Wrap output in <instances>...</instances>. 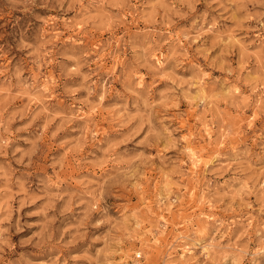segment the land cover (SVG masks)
Listing matches in <instances>:
<instances>
[{"label": "clouds", "instance_id": "clouds-1", "mask_svg": "<svg viewBox=\"0 0 264 264\" xmlns=\"http://www.w3.org/2000/svg\"><path fill=\"white\" fill-rule=\"evenodd\" d=\"M204 2L207 8L198 12L201 0H0V13H19L13 16L14 32L8 47L21 54L11 72H0L4 78L0 80V95L4 97L0 103L9 97H27L39 106L36 115L16 129L17 133H29L28 136L13 137L9 125L16 114L5 119L0 111V156H7L11 149V160L0 163V253L5 248L16 249L13 235L18 237L21 248L30 245L31 249L46 248L49 252L67 249L87 236L88 248L98 245L94 255L84 253L83 259L89 264H122L116 257L126 240L136 238L134 234L141 224L138 209L132 210L121 197L142 194L147 172L156 167L157 161L163 166L157 170L168 180L164 187L171 194L174 173L165 172V168L173 161L166 154L175 150L190 155L193 150L184 137L175 135L179 130L166 123L176 118L166 109L179 110L182 103H187L207 116L223 102L242 113L252 94L258 93L264 100V0ZM69 13H73L71 18ZM128 16H133V22L143 21L152 27L143 36L125 40L121 35L118 39L116 34L129 23ZM57 21L73 32L79 30L80 35L108 33L101 50L113 57L122 47L130 50L133 61L124 65L120 73L124 92L115 93L109 109L112 122L119 128L131 125L123 139L103 144L95 135L94 124L89 129L92 121L85 116L86 110L94 112L109 98L110 81L115 77L113 68L107 69V79L94 80L101 67L91 58V50L57 48L55 36L41 27H58ZM227 21L232 22L231 27ZM249 32L256 33L257 39L249 41ZM165 43L167 51L161 53ZM252 44H258V49L251 50ZM3 48L0 45V55L4 54ZM253 58L259 62L256 74L248 69ZM25 60L37 70L55 62L63 81L79 78L78 84H64L66 96L78 107L69 115L56 113L62 116V122L51 132L52 118L37 132H30L37 116L49 111L44 101L50 95L46 85L51 81L43 72L26 75ZM141 68L147 69L154 83L165 81L164 90L153 93L151 85L142 83ZM78 93L85 95L78 97ZM27 115L24 109L19 118ZM213 119L207 123L212 124ZM76 120L85 121L83 127H72L68 138L57 140ZM214 126L217 146L226 144L228 151H215L203 161L206 179L201 202L214 209L224 205L225 212L240 208L251 211L233 219L213 213L204 219L198 217L197 224L188 225L181 243L186 253L199 250V254L189 255L182 264H264V160L254 156L243 141L232 143V137L241 133L231 123ZM17 140H23L25 146ZM46 142L60 147L70 144L76 165L96 169L97 173L62 179L60 173L67 169L66 153L50 158L47 168L52 169V174L34 173ZM91 142H95V150L81 155L85 144ZM13 161L20 167L14 169ZM257 193L258 207L253 208L248 198ZM13 203L18 205L17 213L32 205L36 209L17 215L13 223ZM69 213L73 214L74 223L62 220L57 224ZM34 216L40 219H27ZM19 255L23 264H70L81 259L78 255L64 259L56 255L48 260H34L35 253L27 249Z\"/></svg>", "mask_w": 264, "mask_h": 264}, {"label": "rangeland", "instance_id": "rangeland-1", "mask_svg": "<svg viewBox=\"0 0 264 264\" xmlns=\"http://www.w3.org/2000/svg\"><path fill=\"white\" fill-rule=\"evenodd\" d=\"M134 2L142 3L143 0H134ZM215 8V5H213ZM207 8V4L204 0L197 6V11H203ZM19 15V13H0V45H3V53L0 55V72L7 70L11 72L17 61L20 60L21 54L16 53L15 49H9V45L12 42V28L13 16ZM54 15V13H52ZM73 13H69V17ZM160 15H157V21L160 20ZM128 21L118 32L117 38L121 35L127 40L130 36L140 35L143 36L145 31L152 27V25L145 24L143 21L133 22V16H128ZM181 23H184L181 21ZM231 27L232 22L227 21ZM58 27L54 25H41L46 33L55 36V44L57 48L62 47H78L85 50H91L92 59L100 62L101 71L93 76L94 80L107 79L105 75L108 68H113L115 77L110 81L112 92L109 94V98L104 102V105L98 107L94 112L90 109L85 111L87 119L92 121L89 125V129L94 124L95 135L99 140L106 145L111 140L123 139L127 134L128 128H119L114 124L110 117V105L116 92H124V85L122 83L123 77L120 75L124 65H128L133 61L130 50L127 47H122L116 57H113L107 50L102 51L105 41L107 40L108 33L100 32H88L84 35H80L79 30L76 32L66 29L62 23L56 22ZM159 27V24L156 25ZM54 29V31H52ZM171 30V29H170ZM241 35H244L241 32ZM247 39L249 41L256 40L257 34L249 32ZM73 42H76L73 45ZM116 47V45H114ZM258 44H252L251 50L258 49ZM168 45L165 43L161 48V53L167 51ZM99 53V56H97ZM215 54V53H213ZM235 60V55L233 57ZM264 59V57H261ZM26 65V75L31 73L43 72L45 78H50L51 83L46 86L49 89L50 95L47 96L44 103L48 105V113L37 116L36 120L32 124L30 129L31 133H35L38 129L47 121L48 118H52V124L49 126V132L55 130L56 127L62 122V116L56 115V113H62L63 115H69L73 113V110L78 106L75 101L68 98L64 92V84L68 83L75 85L79 83V78L75 81H63L60 78L58 66L55 62L46 65L43 68L35 69L27 60L24 61ZM96 65L94 64L93 67ZM259 68V62L253 58V61L248 64V69L252 70L253 74H256ZM187 75V73H183ZM220 75L219 73H214ZM244 75H247V70ZM139 78L142 83L152 86L153 93H157L165 88V81L153 82V77L148 74L147 69L141 68L139 70ZM3 76H0V80H3ZM79 96L85 95V93H78ZM245 95H249L248 92ZM0 100H4V97L0 95ZM264 100L259 94H252L248 106L241 113L235 108L228 107L225 103L218 104L217 109L205 116L201 109L190 108L187 103H182L179 110L168 108L167 112L175 116V120L169 119L166 123H171L173 127L179 131L175 135H179L185 138V142L192 146V153L190 155H181L175 150H169L166 154L171 157L173 164L168 168H165V172L173 171L171 181L173 187L171 188V194L164 187L168 183V180L164 178L160 171L157 169L163 167L159 161L156 162V167L149 169L144 181V187L142 194L133 195L129 197H121V200L130 206L132 210L138 209V220L141 224V228L135 232L134 239H128L122 245L121 253L116 257L122 264H182V261L187 259L189 255L199 254V250L195 254L186 253L184 251V245L181 243L183 236L189 224H197V218L204 219L209 213H213L224 219H233L237 216H243L251 210L240 208L238 211L225 212L224 205H219L217 208H212L201 202V189L204 186L206 177L203 171V161L207 159L215 151L226 152L228 151L227 145L223 144L217 146V127L214 125L223 126L225 121L231 123L240 133L239 136L232 137V143L235 144L239 141H243L248 146L254 156L259 157L260 160H264ZM27 109L28 115L24 119L19 118V114L22 110ZM0 111H3L4 118L9 119L16 114V118L11 120L9 125V131L13 137L16 136H28L27 132L17 133L16 129L21 125L28 123L33 116L39 111V106L33 103L29 98H13L9 97L4 103H0ZM179 113V114H177ZM215 117V119H213ZM213 119L212 124H208L207 121ZM85 121L76 120L69 124L66 130L60 133V137L68 138L69 132L72 127H83ZM159 130V129H158ZM144 133H141V136ZM88 134L86 133V140ZM139 139V137H137ZM20 146H25L23 140H17ZM43 153L40 157L39 166L33 171L36 174H43L44 171L52 174V169L47 168V164L50 162V158L53 155L67 154V169L60 173L62 179H76L84 175H95L98 170L79 167L72 159L74 153L71 151V145H65L60 147L57 143H45L43 146ZM95 150V142L86 143L81 155L87 154L90 151ZM155 154V150H152ZM78 158V157H77ZM11 160V149H9L7 156H0V163H7ZM167 163V161H165ZM12 167L19 168L14 161ZM260 167V164H257ZM20 173L17 172L18 176ZM231 175V173H228ZM35 177H33L34 179ZM15 179V177H13ZM35 187V185H33ZM15 190V189H13ZM259 193L249 197V201L253 203V208L258 207L256 203ZM17 204L13 203V215L12 222L14 223L17 215L23 216L24 212L35 210L36 205L26 207L20 213H17L15 209ZM60 205H57L59 208ZM252 212V215H255ZM29 220H39L40 217H30ZM62 220L68 222H75L73 214H66L57 220V224ZM67 223L65 224V227ZM55 227V226H54ZM232 233L230 232L229 235ZM90 235V233H89ZM12 243L17 245L15 250L10 251L5 248L4 252L0 253V264H23V258L20 257V252L31 250L35 253L32 257L34 260H48L59 255L61 259L68 256L78 255L80 260L70 261V264H89V261L83 259L85 251L89 255L95 254L97 246L88 248L90 243L87 236L83 240H77L75 244L69 246L67 249H57L49 252L45 249H31V246H25L21 248L18 243V237L13 235L11 237ZM139 253V255H137ZM202 259V258H201ZM198 264V262H197Z\"/></svg>", "mask_w": 264, "mask_h": 264}]
</instances>
